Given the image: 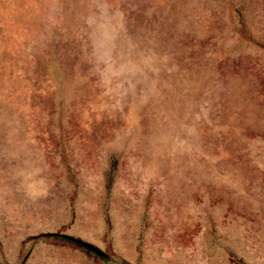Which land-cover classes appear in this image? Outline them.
Segmentation results:
<instances>
[{"label": "rangeland", "instance_id": "obj_1", "mask_svg": "<svg viewBox=\"0 0 264 264\" xmlns=\"http://www.w3.org/2000/svg\"><path fill=\"white\" fill-rule=\"evenodd\" d=\"M0 264H264V0H0Z\"/></svg>", "mask_w": 264, "mask_h": 264}, {"label": "water", "instance_id": "obj_2", "mask_svg": "<svg viewBox=\"0 0 264 264\" xmlns=\"http://www.w3.org/2000/svg\"><path fill=\"white\" fill-rule=\"evenodd\" d=\"M74 241H76L77 243H80V244H82V245H84L85 247H87V248H89L90 250H93V251H95V252H97L98 254H102L99 250H97L95 247H93V246H91V245H89V244H87V243H84V242H81V241H78V240H74Z\"/></svg>", "mask_w": 264, "mask_h": 264}]
</instances>
